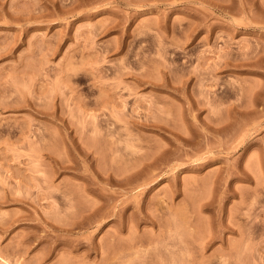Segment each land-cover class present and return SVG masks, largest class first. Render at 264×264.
Here are the masks:
<instances>
[{"label": "rangeland", "instance_id": "374dc122", "mask_svg": "<svg viewBox=\"0 0 264 264\" xmlns=\"http://www.w3.org/2000/svg\"><path fill=\"white\" fill-rule=\"evenodd\" d=\"M0 264H264V0H0Z\"/></svg>", "mask_w": 264, "mask_h": 264}]
</instances>
